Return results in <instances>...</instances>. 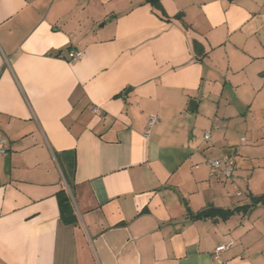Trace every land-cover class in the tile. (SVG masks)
<instances>
[{
	"label": "crops",
	"instance_id": "1",
	"mask_svg": "<svg viewBox=\"0 0 264 264\" xmlns=\"http://www.w3.org/2000/svg\"><path fill=\"white\" fill-rule=\"evenodd\" d=\"M160 5L0 0V264H264V0Z\"/></svg>",
	"mask_w": 264,
	"mask_h": 264
},
{
	"label": "trees",
	"instance_id": "2",
	"mask_svg": "<svg viewBox=\"0 0 264 264\" xmlns=\"http://www.w3.org/2000/svg\"><path fill=\"white\" fill-rule=\"evenodd\" d=\"M145 2L150 4L152 7L158 9L163 14V10L160 5V0H145ZM192 47H193V50L195 52L197 59L200 60L202 57V53H203L201 46L197 42L194 41L192 43ZM57 200H58L60 218L62 219V221H64L67 224H74L76 222V217L74 215L68 193L62 189L57 194ZM254 203H261L264 205V195H262L261 197L255 198ZM250 207H251L250 205H245L242 207H236L231 210H222V209L212 208V209L202 211L201 213L197 215V217L198 218L211 217V218L227 219L232 214L240 210L248 211Z\"/></svg>",
	"mask_w": 264,
	"mask_h": 264
},
{
	"label": "built area",
	"instance_id": "3",
	"mask_svg": "<svg viewBox=\"0 0 264 264\" xmlns=\"http://www.w3.org/2000/svg\"><path fill=\"white\" fill-rule=\"evenodd\" d=\"M68 56H69L70 62H76L82 58L83 53L75 52V53H70ZM93 113L98 114L99 110L97 108H94ZM157 120L158 119L156 116L148 117L147 123H146V131H145L146 137L149 135L150 129L157 123ZM204 139L205 140L210 139L209 132H206L204 134ZM241 142H244L243 138L241 139ZM5 145H6V141L4 139H0V153L1 154H4L6 152ZM208 164L210 167L211 176L216 177V178H221L224 180H229L232 177V174L234 171L235 157L231 154H225L218 159L208 161ZM229 246H230V243L216 247L214 251V257L217 258V254L227 249Z\"/></svg>",
	"mask_w": 264,
	"mask_h": 264
},
{
	"label": "water",
	"instance_id": "4",
	"mask_svg": "<svg viewBox=\"0 0 264 264\" xmlns=\"http://www.w3.org/2000/svg\"><path fill=\"white\" fill-rule=\"evenodd\" d=\"M195 102L194 101H190L189 105H190V110H194V106H195ZM5 164H8V159L5 160Z\"/></svg>",
	"mask_w": 264,
	"mask_h": 264
}]
</instances>
